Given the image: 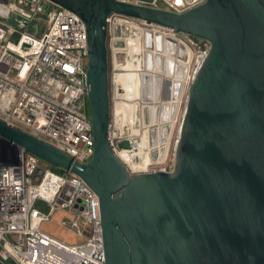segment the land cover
I'll use <instances>...</instances> for the list:
<instances>
[{"label": "water", "instance_id": "95a60500", "mask_svg": "<svg viewBox=\"0 0 264 264\" xmlns=\"http://www.w3.org/2000/svg\"><path fill=\"white\" fill-rule=\"evenodd\" d=\"M49 1L87 26L95 152L77 161L2 119L0 136L96 192L104 264H264V0H206L183 13L124 0ZM111 14L209 44L188 88L172 171L132 174L111 146Z\"/></svg>", "mask_w": 264, "mask_h": 264}, {"label": "built area", "instance_id": "2783aa9c", "mask_svg": "<svg viewBox=\"0 0 264 264\" xmlns=\"http://www.w3.org/2000/svg\"><path fill=\"white\" fill-rule=\"evenodd\" d=\"M124 1L176 13L206 3V0ZM42 13L48 14V27L36 35L29 31L28 24ZM125 28L146 33L142 43L151 49L149 54L161 55L153 43L156 36L175 38L187 46L182 33L120 14L109 16L110 143L123 161L119 154L130 149H120L117 141L129 139L137 147L140 144L132 140V134L125 128L130 104L127 77L135 72L136 43L140 40L131 41L130 34L123 31ZM88 60L87 26L76 13L49 0H0V119L51 143L80 162L90 161L95 152ZM142 86V95L147 96L149 92ZM184 93L185 89L182 97ZM131 98V102L139 99L133 95ZM162 112L166 114L165 109ZM184 114L185 111L183 117ZM180 129L181 125L179 134ZM159 134L150 133L145 137L147 141L141 140L143 150L150 152L152 159L147 165L134 171L124 161L132 174L173 170L176 145L171 154L170 133L165 129ZM47 164L0 136V264H82L84 260L104 264L98 195L77 174L65 169L57 172ZM66 209L72 218L62 224L83 237V243L68 244L42 229L41 223L50 220L54 211Z\"/></svg>", "mask_w": 264, "mask_h": 264}, {"label": "rangeland", "instance_id": "374dc122", "mask_svg": "<svg viewBox=\"0 0 264 264\" xmlns=\"http://www.w3.org/2000/svg\"><path fill=\"white\" fill-rule=\"evenodd\" d=\"M48 22H49L48 14L42 13L38 16V18H36V20H34L30 24H28L29 31H31L32 33H34L36 35H40L44 31H46V29L48 27ZM123 31L130 34L131 41L135 42V41H137V39L140 40L139 43H136L138 45L137 46L138 48L135 52H137L138 54L136 57L134 56L135 64H134L133 71H135V72L133 74H129V76L127 77V83H128L127 100H129L130 104H129V106H127V108L129 107V109L128 110L126 109L127 116L125 117V120L127 121V123H126L125 128L128 129V133L133 134L131 132V128L132 129L135 128V129L144 131V130H147V128H149V127L152 128L151 125H153V123H152V119H153L152 110L149 108L148 103H147V102H149V100L147 101L145 99V101H144V99H142L144 96L142 94H139V96H138V94H137V93H139L138 90L143 85V82H144V85H147V84H149L148 83L149 79L152 78L153 81H156V82L160 81V83H159L160 86H163V84H161V83H163L162 78L164 77L166 80L165 84H167V80H169V78H170V80L172 81V85H175L177 82H179V79H181L180 77H178L180 74H183V76L186 77L185 83L183 86L185 89V93H184L183 97L181 95L182 98L180 99V104H179V108L177 110L175 122L172 124L173 126H169L171 121H172V118H170L171 120H169L167 118L162 119L161 120L162 122H160L161 125L155 126V128L153 130H151V132H149V135H150V133L154 134V132H155V134L157 132H159L161 134V133H163V131L165 129H167V130L171 129L169 133H170L171 141H172L171 150H170L171 154H172L174 151L176 142L178 140V137H179V127L181 125L183 113H184V110L186 107L188 87H189V85H190V83L194 77L196 69L198 68V66L200 65L202 60L204 59L205 54L208 51V48L204 50L203 48H201V46H199V44L195 40H193V38H191L190 35L183 34L182 35L183 40L186 42L185 44H187V46H189L190 51L187 53L183 52L184 53L183 58L186 61V63H184L185 65L184 64L183 65L177 64L175 66H178V67L174 69V65L172 66L173 67L172 68L170 66V63L166 62V59L168 57H170L174 60H177V58H179V62H181L183 59L181 60V58L178 56V54L175 57L174 54L172 56H169L171 54L166 53L164 55V53H161V55L159 57L162 58V63H160L161 61L160 62L157 61L155 58H151L150 59L151 63H149V60L145 59V58H147V56L145 54H147L146 51L149 49V46H146L147 45L146 43H144V45L142 43V41H143L142 38L146 36V33L141 32V30L139 32H137L138 30H134L132 28H129V29L125 28V29H123ZM132 33H134L133 36H132ZM157 35H159V34H157ZM149 53L150 52H148V54ZM152 54L153 53H151L149 55L152 56ZM137 59H138V61H137ZM187 61H188V64H187ZM158 67H159V69H158ZM168 67H170L171 69L168 70ZM152 68H154L153 72L151 71ZM160 69H161V71H160ZM136 70H139V71H136ZM133 71H129V72H133ZM131 87H133V89H131ZM150 88L151 87L149 86V94H150V97H152ZM184 89H183V91H184ZM159 91H160V89L157 90L156 96H155V91H154V97L155 98L156 97L158 98ZM132 95L134 97L139 98V99L138 100L134 99V101L131 102L132 101V98H131ZM132 103H133V106H132ZM144 103H146L145 104L146 105L145 110L142 109V106L145 107V105H143ZM164 103H167V106L165 107V109H167L166 111L169 112L170 106H172L174 103L171 100H169V101L167 100ZM168 112H166V114ZM169 113L172 115L171 110ZM133 116H134V118H133ZM131 118H132V120H131ZM135 118H137V119L134 120ZM133 123H134V125H133ZM144 139L146 141L148 140L147 138H144ZM143 145L145 146L146 143H144ZM119 155L122 156L124 161L127 163L128 166H130L131 169H134V171H137L138 169H140V167H135L134 165L131 166V162L127 158H125V156L122 155V153H120ZM134 156H136V155H134ZM174 158L175 157L172 155L173 161H174ZM173 161H172V164H173ZM174 163H175V161H174ZM46 166H49V164H47ZM53 170H55V167H53ZM45 210L48 211L49 209L46 208ZM71 218H72V214L69 211H67V209L66 210H56L52 213V217L50 218V220H47V221H44L43 223H41L42 229L45 232H47L48 234L54 236L55 238H57L61 241L66 242L68 244L83 243L84 242L83 237L79 236L78 234H76V232H74L73 230H70L67 226L62 224L63 221H69Z\"/></svg>", "mask_w": 264, "mask_h": 264}, {"label": "bare ground", "instance_id": "6f19581e", "mask_svg": "<svg viewBox=\"0 0 264 264\" xmlns=\"http://www.w3.org/2000/svg\"><path fill=\"white\" fill-rule=\"evenodd\" d=\"M150 41L153 42V39H151V37H150ZM153 43L156 46V51L158 52L157 49H160V52L161 53H164V55L166 53H168V54H171L169 56H172L174 54L175 57H176L177 53L178 54L183 53V52H186L187 53V52L190 51L189 46H185V45L181 44L175 38H166V37H162V36H156L154 38V42ZM146 46H148V45H146ZM150 50L151 49H149L148 52H150ZM148 52H147V54H145L147 56V58H145V59H148L149 60V63H151L150 62V59L153 58V56L159 62L162 60V58L161 57L159 58V56H157V54H155V55L152 54V56H151V55L148 54ZM151 53H153V52H151ZM178 56L181 58V60L183 59L182 61L186 62L184 60V58L182 57L183 55H181V56L178 55ZM178 61H179V58H177V60H174V59H172L170 57H168L166 59V62L170 63V66L171 67L174 64L177 65L179 63ZM187 64H188V61H187ZM153 69L154 68H152L151 71H153ZM158 69H159V67H158ZM170 69L171 68L168 67V70H170ZM160 71H161V69H160ZM178 77L181 78V79H179V82H177V87L176 88H178V90H176L174 87H171L172 86V81L170 80V78H169V80H167V84H165L166 80H165L164 77L162 78L163 83H161V84H163V86H160V84H159L160 81H157V82L156 81H153L152 78L149 79V82H148L149 84L145 85V89L148 92H149V86L151 87L150 90H151V94H152L151 96L152 97H150V94H147V96H144L145 97L144 99H146L147 101L150 100L147 103H148V106L150 107V109L152 110V117H153L152 123L154 125V128L157 125H161L160 122H162L161 121L162 119H166V118L169 119L170 118L169 117V115H170L169 112L170 111L168 112L165 109V107H166L167 104L164 103V102L167 101V100L168 101L171 100L174 103L172 106H170V110L172 111V115H171L172 121H171V123H170L169 126H173L172 124L175 122L177 110H178L179 104H180V99L182 98L181 95H182L183 89H184L183 86H184L185 79H186V77H183L181 75H179ZM143 84H144V82H143ZM169 87H171V88H169ZM159 89H160V91L158 93V98L157 97L155 98L153 92L155 91V96H156L157 90H159ZM174 90H176L175 91L176 93L174 92ZM138 91H139V94H143V91H144L143 86H141ZM159 103H161V104H159ZM128 109H129V107H128ZM142 109H144L143 106H142ZM164 109H165L166 112H168L167 114L161 112ZM151 129L152 128L149 127V128H147V130H144V131L139 130V131H137V129H135V128L132 129L131 128V132L133 133L132 134V136H133L132 137L133 138L132 140H134L136 143H140L139 144V147H137V149H135V150L130 149V150H127L125 152H122V155H124L125 158H127L131 162V166L134 165L135 167H142V166L147 165L149 163V161L152 160L151 157H150V152L148 153V152L144 151L143 150V147L141 146L142 145L141 140L144 139L145 137H149V132H151ZM170 130H168V133L170 132ZM134 155H136V156H134Z\"/></svg>", "mask_w": 264, "mask_h": 264}, {"label": "trees", "instance_id": "16d2710c", "mask_svg": "<svg viewBox=\"0 0 264 264\" xmlns=\"http://www.w3.org/2000/svg\"><path fill=\"white\" fill-rule=\"evenodd\" d=\"M209 47L208 43H205L204 45L201 46V48H203L204 50L207 49ZM63 169H59V168H55V171L57 172H62Z\"/></svg>", "mask_w": 264, "mask_h": 264}, {"label": "flooded vegetation", "instance_id": "af4514ba", "mask_svg": "<svg viewBox=\"0 0 264 264\" xmlns=\"http://www.w3.org/2000/svg\"><path fill=\"white\" fill-rule=\"evenodd\" d=\"M191 38H193V37L191 36ZM193 40H195L199 44V46H202L205 43H207V41H205V40H198V39H195V38H193Z\"/></svg>", "mask_w": 264, "mask_h": 264}, {"label": "crops", "instance_id": "0c3cea01", "mask_svg": "<svg viewBox=\"0 0 264 264\" xmlns=\"http://www.w3.org/2000/svg\"><path fill=\"white\" fill-rule=\"evenodd\" d=\"M176 64H174V69L175 68H177V66H175ZM153 72V71H152ZM181 76H183V74H180ZM184 77V76H183ZM171 87H174L176 90H178V88H176L177 87V83L175 84V85H172ZM171 87H169V88H171ZM174 92H175V90H174ZM176 93V92H175ZM137 131H139L138 129H137Z\"/></svg>", "mask_w": 264, "mask_h": 264}]
</instances>
